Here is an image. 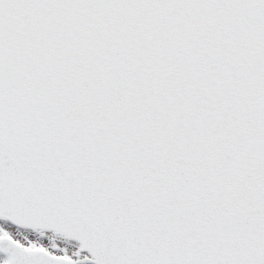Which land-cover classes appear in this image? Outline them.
Here are the masks:
<instances>
[{
  "label": "snow or ice",
  "instance_id": "6c2138e0",
  "mask_svg": "<svg viewBox=\"0 0 264 264\" xmlns=\"http://www.w3.org/2000/svg\"><path fill=\"white\" fill-rule=\"evenodd\" d=\"M0 264H264V0H0Z\"/></svg>",
  "mask_w": 264,
  "mask_h": 264
}]
</instances>
